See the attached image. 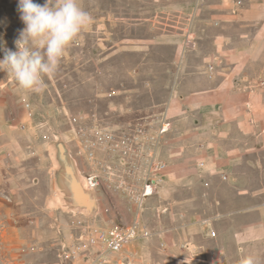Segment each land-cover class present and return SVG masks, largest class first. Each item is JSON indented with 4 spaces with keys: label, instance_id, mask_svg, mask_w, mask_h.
<instances>
[{
    "label": "crops",
    "instance_id": "crops-1",
    "mask_svg": "<svg viewBox=\"0 0 264 264\" xmlns=\"http://www.w3.org/2000/svg\"><path fill=\"white\" fill-rule=\"evenodd\" d=\"M79 3L93 23L78 41L105 29L102 61L118 50L126 58L127 81L116 84L109 72L93 99L110 114L166 110L173 122L161 145L162 212L124 250L141 264H241L245 257L264 264V0ZM37 102L10 75L0 78V230L24 218L21 178L67 160L62 141L40 135L52 126L35 119ZM53 107L43 106L45 118L55 116Z\"/></svg>",
    "mask_w": 264,
    "mask_h": 264
},
{
    "label": "rangeland",
    "instance_id": "rangeland-1",
    "mask_svg": "<svg viewBox=\"0 0 264 264\" xmlns=\"http://www.w3.org/2000/svg\"><path fill=\"white\" fill-rule=\"evenodd\" d=\"M34 2L42 5L45 0ZM18 3L19 0H0V48L16 50L14 41L18 38L19 31L25 27L20 19ZM94 33L95 37L89 38L88 43L78 41L67 50L55 76L50 80L45 78L46 89L42 93H35L37 103L41 106L35 119L39 123L46 122L47 119L52 126L41 130L40 135L42 138L51 135V140L45 139L50 142L62 141L67 151V160L64 165L57 164L52 167L57 170L56 174L50 169L41 176L21 178L18 207L19 215L24 218L21 220L20 217L21 221L14 224L13 230L7 229V225L3 224V229L0 230V264H74L61 260L60 252L65 244L75 245L85 252L84 259L76 264H89L97 252L96 247L88 242L91 233L112 225L115 228H127L138 221L141 224L139 235L130 242L132 246L142 235L148 233L140 232L144 226H148L150 231L153 230L152 226L154 227L159 218L158 214L162 212V204H156L159 194L138 205L125 199L113 187H108V180L101 189H91L86 183L85 177L90 164L73 138L70 123L72 116L86 114L91 118H98L109 127L122 130L128 125L148 120L151 124H156L163 112L156 114L138 109L129 115L110 114L107 113L106 103L102 99H93L97 84L104 83L109 72L113 73L111 76H114L116 84L127 81L121 67L126 59L124 53L119 50L112 51L111 57L102 61L104 52L101 49L99 52L97 46L100 42H107L108 31L96 27ZM2 58L3 51L0 50V59ZM8 75L7 72H0V78ZM144 99V96H138L137 103ZM45 105L54 106L51 110L55 113L53 118H45ZM161 145L159 158L163 160ZM88 191H92L93 197L87 198L84 192ZM7 201L11 202L8 197ZM128 256L131 258L127 259ZM105 258L102 264L143 262L132 250H124L122 254H107Z\"/></svg>",
    "mask_w": 264,
    "mask_h": 264
},
{
    "label": "built area",
    "instance_id": "built-area-1",
    "mask_svg": "<svg viewBox=\"0 0 264 264\" xmlns=\"http://www.w3.org/2000/svg\"><path fill=\"white\" fill-rule=\"evenodd\" d=\"M149 121L117 130L86 114L71 117L73 138L90 164L85 177L89 188L101 189L108 180V187L138 205L158 194L168 167L159 158V148L173 129V122L166 110L161 112L156 124ZM51 138V135L44 136L47 140ZM131 224L129 231H119L112 225L91 233L88 242L97 252L89 264H102L107 254H122L126 245L139 235L141 224L138 221ZM84 256L85 252L75 245L65 244L61 248L62 261L76 264Z\"/></svg>",
    "mask_w": 264,
    "mask_h": 264
},
{
    "label": "clouds",
    "instance_id": "clouds-1",
    "mask_svg": "<svg viewBox=\"0 0 264 264\" xmlns=\"http://www.w3.org/2000/svg\"><path fill=\"white\" fill-rule=\"evenodd\" d=\"M20 19L25 27L14 41L16 50L2 47L0 72H7L17 85L29 92L42 93L58 72L67 50L78 42L80 34L93 18L79 0H19ZM241 264H255L245 257Z\"/></svg>",
    "mask_w": 264,
    "mask_h": 264
},
{
    "label": "bare ground",
    "instance_id": "bare-ground-1",
    "mask_svg": "<svg viewBox=\"0 0 264 264\" xmlns=\"http://www.w3.org/2000/svg\"><path fill=\"white\" fill-rule=\"evenodd\" d=\"M91 192L88 191L87 193H89V194H87L86 192H84V194L87 195V198H90V197H93V194H91ZM131 228H132V225L130 227H127V228H118L117 227L116 229L119 230V231H129Z\"/></svg>",
    "mask_w": 264,
    "mask_h": 264
}]
</instances>
